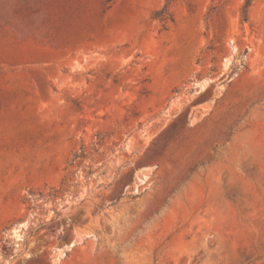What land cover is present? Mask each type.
Wrapping results in <instances>:
<instances>
[{"label":"rangeland","instance_id":"obj_1","mask_svg":"<svg viewBox=\"0 0 264 264\" xmlns=\"http://www.w3.org/2000/svg\"><path fill=\"white\" fill-rule=\"evenodd\" d=\"M247 2L0 0V264H264Z\"/></svg>","mask_w":264,"mask_h":264},{"label":"trees","instance_id":"obj_2","mask_svg":"<svg viewBox=\"0 0 264 264\" xmlns=\"http://www.w3.org/2000/svg\"><path fill=\"white\" fill-rule=\"evenodd\" d=\"M251 5V0H248V2H247V4H246V6H245V11L247 12V8L249 7ZM166 12V10L164 9L163 11H161L160 13H159V15H162V14H164Z\"/></svg>","mask_w":264,"mask_h":264},{"label":"bare ground","instance_id":"obj_3","mask_svg":"<svg viewBox=\"0 0 264 264\" xmlns=\"http://www.w3.org/2000/svg\"><path fill=\"white\" fill-rule=\"evenodd\" d=\"M17 233V232H16Z\"/></svg>","mask_w":264,"mask_h":264}]
</instances>
